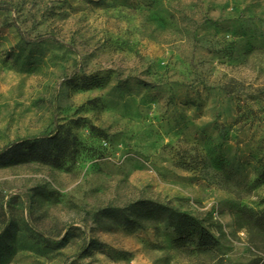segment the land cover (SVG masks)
Listing matches in <instances>:
<instances>
[{"label": "rangeland", "instance_id": "374dc122", "mask_svg": "<svg viewBox=\"0 0 264 264\" xmlns=\"http://www.w3.org/2000/svg\"><path fill=\"white\" fill-rule=\"evenodd\" d=\"M55 135L72 162L0 168V264H264V0H0V152ZM138 200L219 250L99 215Z\"/></svg>", "mask_w": 264, "mask_h": 264}, {"label": "trees", "instance_id": "16d2710c", "mask_svg": "<svg viewBox=\"0 0 264 264\" xmlns=\"http://www.w3.org/2000/svg\"><path fill=\"white\" fill-rule=\"evenodd\" d=\"M75 153V143L69 135L25 140L0 152V168L33 162L57 167L72 162ZM256 181L264 182V161L257 169ZM99 215L126 229H143L147 223L168 224L175 233L174 246L188 254H211L220 247L219 240L197 217L154 201L138 200L124 208L108 207ZM236 219L250 233L264 239V211L242 208L236 213Z\"/></svg>", "mask_w": 264, "mask_h": 264}]
</instances>
